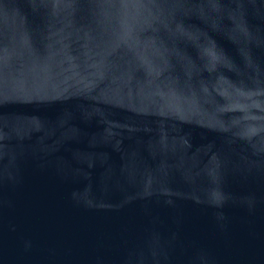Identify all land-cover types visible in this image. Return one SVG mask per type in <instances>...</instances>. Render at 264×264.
I'll list each match as a JSON object with an SVG mask.
<instances>
[{
    "label": "water",
    "instance_id": "1",
    "mask_svg": "<svg viewBox=\"0 0 264 264\" xmlns=\"http://www.w3.org/2000/svg\"><path fill=\"white\" fill-rule=\"evenodd\" d=\"M0 264H264V0H0Z\"/></svg>",
    "mask_w": 264,
    "mask_h": 264
}]
</instances>
